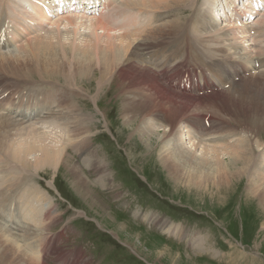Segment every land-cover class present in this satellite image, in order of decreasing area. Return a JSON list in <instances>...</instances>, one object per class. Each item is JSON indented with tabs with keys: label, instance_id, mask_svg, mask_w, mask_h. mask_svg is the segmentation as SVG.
I'll list each match as a JSON object with an SVG mask.
<instances>
[{
	"label": "bare ground",
	"instance_id": "6f19581e",
	"mask_svg": "<svg viewBox=\"0 0 264 264\" xmlns=\"http://www.w3.org/2000/svg\"><path fill=\"white\" fill-rule=\"evenodd\" d=\"M32 1L37 19L26 15L21 0H0V174L8 172L4 177L9 178L0 187V264H48L45 254L52 255L50 247L60 241L56 234L46 244L50 228L42 218L50 206L41 192L28 186L33 173L68 164L65 154L70 148L85 156L97 182L105 186L109 179L105 163L90 150L93 119L74 100L84 92V80L95 81L98 90L119 80L126 121L137 118L138 135L147 140L155 137L160 163L172 180L219 192L247 179L248 195L264 210V74L262 80L255 75L241 78L252 68L251 60L243 65L236 61L240 57L232 58L218 43H213L217 48L205 44L215 38L208 34V25L221 20L214 10L216 0H202L200 5V0H121L114 8L116 0ZM258 3L264 0L249 3L257 13ZM61 7L74 16L55 21ZM79 8H101L100 18L79 16ZM159 11L176 14L165 21L158 16L157 21L153 14ZM148 14L152 16L142 23L141 15ZM233 16L240 17L236 9ZM51 21L53 30L44 27ZM67 28L72 31L66 32ZM81 29H88L92 37ZM222 36L226 32H220L221 40ZM24 38L27 41L20 43ZM163 46V51H156ZM209 84L219 92L194 96ZM220 96L241 113L224 119L208 108L202 112L210 113V119L203 122L205 114L199 111L207 105L205 99ZM68 101L73 102L68 105ZM70 167L74 187L87 192L82 170ZM34 198L41 202V211L33 206ZM150 222L159 228L164 224L167 233L174 228V234L181 233L157 217ZM189 242L195 253H211L206 238L199 235ZM77 251L72 263L58 247L54 252L62 264H80L82 254Z\"/></svg>",
	"mask_w": 264,
	"mask_h": 264
},
{
	"label": "rangeland",
	"instance_id": "374dc122",
	"mask_svg": "<svg viewBox=\"0 0 264 264\" xmlns=\"http://www.w3.org/2000/svg\"><path fill=\"white\" fill-rule=\"evenodd\" d=\"M21 1L24 11H27L26 15L30 14L29 16L37 19L33 1ZM123 1L116 0L113 8ZM251 1L253 0H216L214 10L219 13L221 20L213 22L214 25L210 23L213 27L208 25L210 28L208 34H213L215 38L205 44H209L208 46L211 44L214 48L216 45L214 46L213 43H218L220 48L227 51L232 58L240 57L236 61H240L243 65L251 60L252 68H247L249 72L241 74L240 77L255 75L262 80L264 24L261 23L264 20V4L260 3L263 9L261 11L258 8L256 14L259 16L253 20L245 16L242 20L239 17L238 21L233 16V9H236L240 16L245 13L251 14L250 12L256 9L249 5ZM245 2L247 4L242 7ZM206 8L207 6L204 7ZM99 11L101 8L92 11L93 13L91 11L86 14L80 13L79 16L94 20L100 18ZM161 12L153 14L157 16V21L158 16L165 21L167 18L171 20L173 14H176L170 11L162 14ZM69 13L63 11L62 15L58 14L55 19L74 16V12ZM208 13L210 14V10ZM149 16L152 15H141L140 21L146 23L145 19ZM53 21L45 23L44 27L53 30V27H50ZM226 24L228 26L225 27ZM244 27L247 29L246 33H243L245 35L241 31ZM218 29L221 30L218 32ZM87 30L81 29L80 32L82 34L85 32L84 35L88 32L86 36L89 35L91 38L92 35ZM71 31L66 29V32ZM220 32L227 34L222 36L224 41L219 37ZM113 33L117 34L118 31ZM97 35L103 34L98 31ZM240 37L245 38L240 39ZM26 41L27 39L24 38L20 43ZM164 47L156 51H163ZM216 55L217 53L215 57ZM151 70L155 69L152 67ZM118 82L119 80H114L110 88L107 86L106 89L98 90L95 81L84 80L81 83L84 92L74 97L83 113L91 115L93 119L90 150H95L99 161L105 163L109 174L105 186L97 182L96 172L88 168L85 156L70 148L68 154H65L68 164L61 163L54 169H44L38 172V175L33 173L34 177L27 182L28 186L31 184L30 186L45 196V201L50 206L48 213L42 218L46 227L50 228V239L46 244L56 239L57 235L61 236L58 238L60 241L56 240V243L50 247L52 255L45 254L47 263L62 264L54 252L58 247L61 251L59 253L66 254L65 258L70 263L73 255L79 250L82 254L80 264H251L250 260H254L256 264H264V210L256 199L248 195L247 179H244L238 187H230L227 191L219 192L213 189L189 187L183 182L172 180L160 163V144L156 143L155 137L147 140L146 137L142 138L138 135L135 131L137 118V121H126L128 116L126 115L125 119L121 110L122 99L118 95L120 91L117 87ZM211 86L209 84L208 88H205L207 91L202 90L200 93L195 91L197 95H192L201 97L219 92V90L215 92L217 89ZM205 100L209 106H203L204 110H198L203 114L206 112L202 111L208 108H213L211 113L215 112L217 117L224 119L241 113L240 110L235 111L223 96ZM69 102L68 105L73 101ZM50 109L57 110L55 105H51ZM206 119L209 121L210 113L204 115L203 122ZM217 127L218 122H216ZM239 129L236 130L238 135L241 134ZM158 131L162 132L161 129ZM70 165L82 170L81 173L87 180V192L80 187H74ZM1 173L0 187H5L9 178H5L4 174L8 172ZM34 200L33 206L41 211V202L37 198ZM43 213L40 212L39 215ZM153 217L167 222L170 226L178 227L181 233L177 231L174 234V227L169 233L165 232L163 229L168 227L163 226L164 224L160 228L151 224L150 220ZM118 227L121 229L119 230ZM199 235L208 240L211 253L194 252L192 242L189 241L191 239L193 241V238ZM38 239L39 237L33 242Z\"/></svg>",
	"mask_w": 264,
	"mask_h": 264
}]
</instances>
